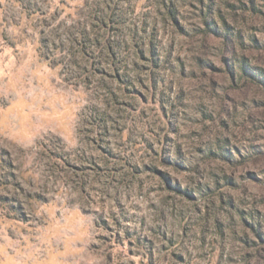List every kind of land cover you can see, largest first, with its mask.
<instances>
[{
  "label": "rangeland",
  "instance_id": "1",
  "mask_svg": "<svg viewBox=\"0 0 264 264\" xmlns=\"http://www.w3.org/2000/svg\"><path fill=\"white\" fill-rule=\"evenodd\" d=\"M0 264H264V0H0Z\"/></svg>",
  "mask_w": 264,
  "mask_h": 264
}]
</instances>
